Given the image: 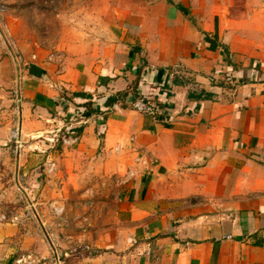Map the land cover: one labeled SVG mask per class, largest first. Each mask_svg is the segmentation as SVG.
Here are the masks:
<instances>
[{"label":"crops","instance_id":"crops-1","mask_svg":"<svg viewBox=\"0 0 264 264\" xmlns=\"http://www.w3.org/2000/svg\"><path fill=\"white\" fill-rule=\"evenodd\" d=\"M237 1H121L88 48L22 53L20 142L36 151L18 166L58 168L25 206L38 229L0 225L2 264H264V4ZM146 96L164 116L131 107ZM82 190L101 225L70 247L47 208Z\"/></svg>","mask_w":264,"mask_h":264},{"label":"rangeland","instance_id":"rangeland-1","mask_svg":"<svg viewBox=\"0 0 264 264\" xmlns=\"http://www.w3.org/2000/svg\"><path fill=\"white\" fill-rule=\"evenodd\" d=\"M121 1L143 6L153 0H0V215H6L0 225L18 222L19 227L38 229L39 216L33 207L25 206L35 196L31 195L33 187L56 175L43 173L47 157L33 161L31 175L25 176L18 166L22 153L36 151L20 142L18 130L22 97L16 74L28 67L22 53L31 52V55L56 62L76 46L88 48L93 38L100 35L104 20L113 18V8ZM237 2L238 7L264 4V0ZM49 159L58 168L56 159ZM98 195L89 190L79 191L65 198L64 204H55L63 207L59 214L49 206L47 215L51 228L48 230L54 229L60 240L70 247L92 237L101 225L90 223L88 219L98 215L99 209L95 206ZM27 209L30 222L22 224L19 216L24 214L25 217Z\"/></svg>","mask_w":264,"mask_h":264},{"label":"built area","instance_id":"built-area-1","mask_svg":"<svg viewBox=\"0 0 264 264\" xmlns=\"http://www.w3.org/2000/svg\"><path fill=\"white\" fill-rule=\"evenodd\" d=\"M131 107L141 113L150 115L154 118H159L164 116V111L162 106L153 98L151 97H140L137 98L135 100H133L131 102ZM19 130V135H20V129ZM17 135V133H16ZM77 140L76 136H70V137H65L63 139L64 143H73ZM57 170V166L56 163L50 159H46V161L43 164V173L47 176H52L56 173ZM52 210L54 211V213L59 214L62 212L63 207L60 206H56L55 204L51 203L50 204ZM6 219V215L5 214H1L0 215V221L2 222L3 220ZM55 263L56 264H60V258L59 255L55 253Z\"/></svg>","mask_w":264,"mask_h":264},{"label":"trees","instance_id":"trees-1","mask_svg":"<svg viewBox=\"0 0 264 264\" xmlns=\"http://www.w3.org/2000/svg\"><path fill=\"white\" fill-rule=\"evenodd\" d=\"M124 94V93H123Z\"/></svg>","mask_w":264,"mask_h":264}]
</instances>
